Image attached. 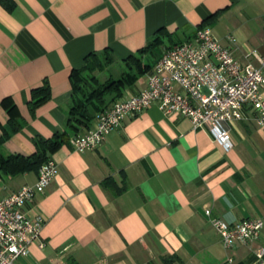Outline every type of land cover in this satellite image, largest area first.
<instances>
[{
    "label": "crops",
    "instance_id": "1",
    "mask_svg": "<svg viewBox=\"0 0 264 264\" xmlns=\"http://www.w3.org/2000/svg\"><path fill=\"white\" fill-rule=\"evenodd\" d=\"M15 2L12 12L0 6V137L10 130L11 105L23 128L10 132L2 154L29 156L37 140L69 132L68 143L51 155L57 177L30 208L44 219L45 247L33 244L19 264H253L264 227L258 241L227 250L211 223H264V126L252 107L230 123L229 152L208 130L154 105L80 153L71 139L97 118L78 132L67 118L71 74L89 55L108 51L124 69L122 61L160 34L165 51L211 29L241 64L257 66L250 54L264 58V0ZM153 70L118 102L144 91ZM46 84L52 97L33 111L32 91ZM36 183L35 171H0V200Z\"/></svg>",
    "mask_w": 264,
    "mask_h": 264
},
{
    "label": "built area",
    "instance_id": "2",
    "mask_svg": "<svg viewBox=\"0 0 264 264\" xmlns=\"http://www.w3.org/2000/svg\"><path fill=\"white\" fill-rule=\"evenodd\" d=\"M250 56L257 66L241 64L211 29L199 30L163 54L144 91L104 110L94 128L72 138V148L80 153L97 149L128 119L157 105L166 116L186 117L195 130H208L217 143L231 151L229 125L243 120L246 107L254 109L258 125L264 126V58L256 51ZM58 173V166L49 161L39 168L35 186L23 187L0 200V264H19L35 243L40 249L45 247L41 239L44 219L33 215L30 208ZM206 214L211 216L210 211ZM211 223L227 250L258 241L264 227L263 221L255 219L237 224L212 219ZM255 258L253 264H264V245L256 249Z\"/></svg>",
    "mask_w": 264,
    "mask_h": 264
},
{
    "label": "trees",
    "instance_id": "3",
    "mask_svg": "<svg viewBox=\"0 0 264 264\" xmlns=\"http://www.w3.org/2000/svg\"><path fill=\"white\" fill-rule=\"evenodd\" d=\"M0 6L8 12H12L16 8V2L15 0H0ZM163 39L161 34L157 35L136 55L122 61L121 64L124 65V69L117 77L109 76L103 79L101 77L106 69L114 65V60L108 51L89 55L85 59L84 66L79 70H74L70 77L72 97L67 118L69 129L72 132H78L83 128L90 127L93 120L95 118L98 120L104 110L118 103L127 88L151 72L163 54L171 49L162 51ZM154 59L156 61L153 63L152 60ZM51 97L52 90L48 84L34 89L32 91L31 109L35 111L50 101ZM4 103L9 105L8 101ZM9 113L11 115L10 130L3 131L0 137V171L5 175L15 176L32 171L38 172L43 164L51 161V155L69 141L68 131L58 132L47 141L37 140L35 142L36 152L29 156L21 154L4 155L1 149L10 138L11 133H17L23 128L21 121L15 117L16 107L14 105L9 108ZM105 184L109 185L111 181L107 180ZM69 264L77 263L71 262Z\"/></svg>",
    "mask_w": 264,
    "mask_h": 264
},
{
    "label": "rangeland",
    "instance_id": "4",
    "mask_svg": "<svg viewBox=\"0 0 264 264\" xmlns=\"http://www.w3.org/2000/svg\"><path fill=\"white\" fill-rule=\"evenodd\" d=\"M122 71H123V68L121 65L114 64V65L110 66L109 69H106L105 72L103 74H101V77H102V79L107 78L109 76L117 77V76H119V74Z\"/></svg>",
    "mask_w": 264,
    "mask_h": 264
}]
</instances>
